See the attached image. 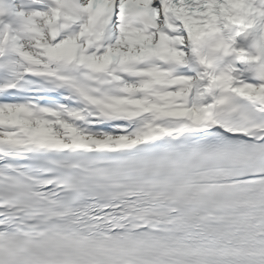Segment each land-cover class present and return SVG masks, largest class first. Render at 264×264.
I'll return each instance as SVG.
<instances>
[{"label": "snow or ice", "instance_id": "snow-or-ice-1", "mask_svg": "<svg viewBox=\"0 0 264 264\" xmlns=\"http://www.w3.org/2000/svg\"><path fill=\"white\" fill-rule=\"evenodd\" d=\"M0 264H264V0H0Z\"/></svg>", "mask_w": 264, "mask_h": 264}]
</instances>
